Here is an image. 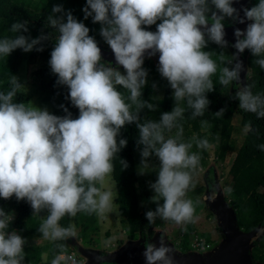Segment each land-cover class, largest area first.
I'll return each mask as SVG.
<instances>
[{
	"label": "clouds",
	"instance_id": "9594fccd",
	"mask_svg": "<svg viewBox=\"0 0 264 264\" xmlns=\"http://www.w3.org/2000/svg\"><path fill=\"white\" fill-rule=\"evenodd\" d=\"M239 0H86L82 9L84 19L91 17L99 24V34L115 57L116 66L102 60L101 48L89 35L90 29L77 20L71 10L55 5L47 16L46 26L55 29V35H41L36 39L20 33L28 32V21L17 20L9 31L14 36L0 37V58H7L14 50L43 51L37 47L42 41L52 40L54 45L48 64L57 77V85L66 86L67 99L78 109V117L64 108V116L50 114L30 102H17L18 94L26 88L19 78L10 75V88L0 91V199L13 197L26 201L33 215L47 211L39 233L45 240L66 241L77 236L74 224H60L66 215L97 214L101 220L114 209L116 181L112 178L116 154L126 146L119 139L126 124L135 123L141 162L139 174L149 168L148 160L155 156L159 170L151 184L154 202L163 200L155 212L146 217L152 223L157 215L176 224L196 223L195 207L191 199H184L193 176L191 171L201 161L199 152H191L193 142L200 150L213 147L207 138L195 135L188 142L182 137L184 128L177 122L186 111L182 102L191 109V117H202L210 101L206 93L214 90L212 77L228 87L236 82L235 99L239 108L264 118V96L254 94L252 85H240L243 65L236 56H218L205 51L209 42L227 47L225 20L245 24L242 31L234 29L237 53L248 50L256 57L255 64L264 70V0L251 8L234 7ZM243 13V16L240 13ZM59 14V15H57ZM155 25V31L148 30ZM159 54L158 72L167 80L175 106L161 115L159 122L141 120V110L155 111L153 103L141 99L147 81L142 67L145 59ZM123 69V72L120 69ZM153 84V88H155ZM122 89L123 91H121ZM63 108V105H61ZM225 109L216 112L224 115ZM202 127H211L201 121ZM175 135H169L173 129ZM252 131L251 122L244 125ZM219 138L217 137V140ZM264 150V145L259 146ZM123 168L127 163L120 161ZM231 191V189H228ZM216 199L213 191L206 197ZM14 216L0 209V264H24L26 239L16 230L9 231ZM187 231V228H183ZM112 238L104 244L110 247ZM58 255L51 264H75L67 245H57ZM171 249L153 244L146 247L147 264H172L167 254ZM81 258V257H80ZM103 262V256H97Z\"/></svg>",
	"mask_w": 264,
	"mask_h": 264
},
{
	"label": "trees",
	"instance_id": "16d2710c",
	"mask_svg": "<svg viewBox=\"0 0 264 264\" xmlns=\"http://www.w3.org/2000/svg\"><path fill=\"white\" fill-rule=\"evenodd\" d=\"M86 0H0V37L14 36L16 34L9 31L12 23L17 20H27L29 23H35L32 31L34 39L41 35L49 33L55 35V29L46 26L47 16L52 14L51 9L55 5H62L65 11L71 10L72 15L79 21H82L86 27L90 29L89 35L92 36L98 44L105 43L99 34L100 25L93 24L91 17L84 19L82 9L85 7ZM59 15V14H57ZM148 30L155 31V25ZM28 35L27 33H20ZM54 41H42L37 47H43V51L37 52L35 48L30 54L31 58L36 57L39 53L46 62V66L38 69L35 73V79L39 81V87L43 93L49 96L51 103V114L56 116H64V108L72 114L73 118L78 117V109L72 106L68 100L66 86L57 85V77L51 72L48 64L50 53L52 51ZM107 45V44H106ZM22 49L14 50L7 58H0V91H6L10 88L9 77L15 75L17 71V62L22 53ZM205 51L214 53L213 59L217 60L219 67H232L229 64H221L218 56L221 52L225 57H229L228 52L220 46L209 42ZM256 57L250 55L246 59L247 67L250 75L246 78L245 84L252 85L254 94L260 93L264 96V70L255 64ZM148 63V62H147ZM151 62L143 67L147 71L146 85L142 90L141 99L151 102L155 105L156 110L150 111L147 108L141 110V120H154L159 122L160 117L165 112H170L175 106L172 99V90L166 79L161 77L158 67ZM153 77L150 82L149 78ZM219 70L217 75L212 77L214 90L206 93L207 99L210 101L205 113L202 117H191V109L182 102L181 106L186 108L183 119L177 123L182 124L184 131L189 135L190 140L195 135L197 138H207L212 145H216L215 154L220 161H224L227 154L232 148L231 136L233 132L232 119L234 115H239L242 127L249 121L251 122L252 131H248L243 139V143L238 149L229 168L231 182L228 191L229 206L236 213L238 226L245 232L252 231L259 225H264V150L260 149V145H264V118L258 119L255 114L245 112L239 108V101L235 99L234 82L228 87H223L218 82ZM153 83L162 86V96L157 98L156 90ZM123 91L122 89H120ZM17 102H28L29 97L26 94H18L15 98ZM63 105V108L61 107ZM225 109L222 117H217L216 112ZM201 121H207L211 127H202ZM217 137L219 138L217 140ZM119 139L127 140V144L117 154L114 160V172L112 178L116 181V198L118 213L128 227L129 238H134L136 234L147 239L153 238V223H149L145 208L140 207L138 201V189L144 188L143 183L138 180L135 167L133 149L142 150V146L137 145L139 139L138 129L135 123L126 124L120 130ZM193 152L201 154V161L208 155L207 150H200L193 142ZM152 156L151 158H154ZM127 163V168H123L120 161ZM159 170L158 164L154 165V182L157 179ZM162 205L163 200L158 201ZM0 209L6 213H12L14 218L9 226V231L16 230L23 238L26 239L25 245L26 264H38L41 255L47 254L52 260L59 253L58 244L65 243L68 253H76V245L68 238L66 241H52L50 244L39 246L38 238H43L38 229L39 220L46 218L47 211H42L39 215H33L30 205L26 201H17L15 197L9 200L0 199ZM169 224H175L172 220H167ZM96 223L95 213L89 215L83 212L77 213L75 217L65 216L61 219L60 224L67 227L74 224L80 228L83 236L88 231H93ZM181 235V249L183 252H189L191 249V239L197 234L193 223L184 224ZM208 243H212L209 233L200 234ZM71 247V248H70ZM79 255V252H78ZM77 255V256H78ZM80 257V255L78 256ZM251 257L254 262L264 264V235L255 242V246L251 251Z\"/></svg>",
	"mask_w": 264,
	"mask_h": 264
},
{
	"label": "rangeland",
	"instance_id": "374dc122",
	"mask_svg": "<svg viewBox=\"0 0 264 264\" xmlns=\"http://www.w3.org/2000/svg\"><path fill=\"white\" fill-rule=\"evenodd\" d=\"M35 23H28V35L32 39V31L35 27ZM98 46L101 48L102 53V60L105 63L110 64L104 59L105 52L110 49L106 43H100ZM31 52L25 53L22 51L18 62H17V71L15 73V76L19 78L21 83L25 85L26 88V95L29 97L30 103H32L34 106L41 108V109H47V111L51 114V103L49 101V96L46 93H43L39 87V81L35 79L34 73L40 69L46 66V62L42 59L41 52L34 58L30 57ZM151 62L153 65L158 67V61L145 58L144 63L142 67H145L148 65V63ZM150 63V64H151ZM115 67L116 65H112ZM120 71L123 72V69L121 68ZM250 71L246 70L245 74L240 77V85L243 86L245 84L246 78L249 77ZM150 82L153 81V77L151 76L149 78ZM155 84V90L157 94V98H161L162 96V86L157 83ZM238 85H236V82L234 81V90L237 91ZM240 116L234 115L232 119V126H233V132L231 136L232 141V148L227 154L224 161H220L215 152L216 145H213V147L208 149V155L207 157L200 161V165L198 168L194 171H191V174L193 176L192 183L195 185V187H192L190 185L189 189L186 192V195L184 199H191L193 201V205L195 207V214L194 218L196 219V223H194L195 231L197 234L202 233H209L211 244L208 249L205 251H200L199 254H203L206 252H209L213 250L221 241V234L217 227V222L215 220L214 215L211 213L209 208L207 207V204L204 202L203 197L204 195L209 192V187L206 186V181H211L215 184L216 181L220 184V187L223 191V196L226 200L228 197V189L231 182V177L229 175V168L230 165L240 148V146L243 143L244 136L247 132H245L244 127L240 124ZM176 129L174 128L172 130V133H169V135H175ZM184 142H188L190 140V137L186 132L184 131L183 137ZM190 153L193 152V149L189 150ZM141 150L133 149V155L135 160V167L137 171V177L140 182L143 183L144 188L138 189V201L139 205L142 208H145L148 211L155 212L156 207L159 205L158 202H154L152 200V197L155 195L153 189L151 188V184L154 182V165L158 164V159L156 157L149 158V168L145 170L144 174H139L140 169V162H141ZM210 170V173H213V179L212 175L208 174ZM208 175V176H207ZM217 178V179H216ZM216 179V180H215ZM213 185H211L213 189ZM211 189V190H212ZM116 192V187H115ZM96 215V223L93 231H88L85 236L81 233L80 228L76 227L77 230V236L76 237H70V239L77 243V247H75L76 251H97L99 255H105L108 252L114 251L118 249L123 243H125L127 240L131 239L133 241H137L139 239L144 241L145 247H147L149 244H152L151 241H145L142 239L141 236L138 234L135 235L134 238H129V232L127 225L122 222V218L118 213L117 205L114 201V209L112 212L106 213L105 218L103 220L100 219V217ZM42 219L39 220V223H41ZM153 223V230L155 234H159L161 237H166L167 240L171 243V245L174 247V251H177L179 253H197L195 250L190 249L189 252H183L181 249V235L183 233L184 224H169L167 220L162 219L159 215H157L154 219ZM154 234V235H155ZM112 238L113 243L110 247H106L104 242L106 239ZM194 239V238H193ZM191 239V242L193 241ZM51 240H45L43 238H38L37 244L39 246L50 244ZM71 248V247H70ZM73 251V249L71 248ZM84 262V261H83ZM40 263L42 264H49L51 263V260L48 258L47 254L41 255ZM108 264V263H103Z\"/></svg>",
	"mask_w": 264,
	"mask_h": 264
},
{
	"label": "water",
	"instance_id": "95a60500",
	"mask_svg": "<svg viewBox=\"0 0 264 264\" xmlns=\"http://www.w3.org/2000/svg\"><path fill=\"white\" fill-rule=\"evenodd\" d=\"M236 28L242 30L241 24L225 27L224 38L231 47L235 43L234 29ZM232 48L233 56H236L237 60L243 65V70L240 73V77H242L246 70H249L246 58L243 53H237L236 49ZM145 58H148L147 54H145ZM158 58L159 54L150 59L158 61ZM104 59L111 65H116L115 57L110 49L105 52ZM235 62L234 60V64ZM213 191L216 192V199L214 201L207 200L206 197L210 196ZM203 200L214 215L221 234V241L213 250L203 254L179 253L174 251V247L166 237H161L159 234L153 236L152 244L159 248L162 241L163 246L171 249L167 255L171 257L172 264H263L252 260L251 251L255 246V242L264 235V225H259L249 232L241 229L237 223L235 210L225 200L218 181L213 185V189L204 195ZM75 245L77 247V244ZM145 250L143 240L133 241L129 239L118 249L105 255H99L97 251L92 250H80L79 255L84 261L82 264H147L144 256ZM97 256H103L104 261H98ZM157 264H163V261L157 262Z\"/></svg>",
	"mask_w": 264,
	"mask_h": 264
},
{
	"label": "flooded vegetation",
	"instance_id": "af4514ba",
	"mask_svg": "<svg viewBox=\"0 0 264 264\" xmlns=\"http://www.w3.org/2000/svg\"><path fill=\"white\" fill-rule=\"evenodd\" d=\"M258 2V0H239V2L238 3H235L233 6L234 7H236L238 10L240 9V8H242V7H247V8H251L252 6H254L256 3ZM240 15L241 16H243V13L241 12L240 13ZM247 21L245 22V24H241V29H242V31L246 28V26H247ZM235 25H238V24H233L232 23V21H230V20H225V27H233V26H235ZM219 46V45H218ZM223 49H225L227 52H228V54H229V57L231 58V57H233V48L229 45V44H227V47H224ZM251 55V53L248 51V50H245L244 52H243V56L247 59L249 56ZM232 66L234 65V61H233V64H231ZM248 68V67H247ZM249 69V68H248ZM250 71V70H249ZM251 72V71H250ZM208 174H211L210 173V170H209V173ZM212 176V179H213V173L211 174ZM208 176V175H207ZM217 179V178H216ZM215 179V180H216ZM206 186L207 187H209L210 186V188H209V190H211L212 189V187H211V185H213V183H214V179H213V182H211V181H209V183H208V181H206ZM216 183V182H215ZM153 230V229H152ZM153 232H154V230H153ZM155 233V232H154ZM153 237V236H152ZM142 239H144L145 241H151L152 240V238L151 239H147L146 237H142ZM74 244H77V243H75V242H73ZM76 254L78 255V251H76ZM79 256V255H78ZM24 264H26V263H24Z\"/></svg>",
	"mask_w": 264,
	"mask_h": 264
},
{
	"label": "built area",
	"instance_id": "2783aa9c",
	"mask_svg": "<svg viewBox=\"0 0 264 264\" xmlns=\"http://www.w3.org/2000/svg\"><path fill=\"white\" fill-rule=\"evenodd\" d=\"M211 243L206 242L201 235L196 234L194 236L193 241L191 242V249L195 250L197 253H199L200 251H205L206 249H208L210 247ZM69 254L72 255L75 264H82L83 263V259L78 257L77 254L75 252H70ZM38 264H42V263H38ZM51 264V263H49Z\"/></svg>",
	"mask_w": 264,
	"mask_h": 264
}]
</instances>
